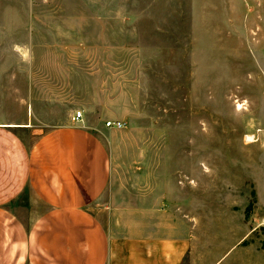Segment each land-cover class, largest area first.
I'll return each mask as SVG.
<instances>
[{"label":"rangeland","instance_id":"rangeland-1","mask_svg":"<svg viewBox=\"0 0 264 264\" xmlns=\"http://www.w3.org/2000/svg\"><path fill=\"white\" fill-rule=\"evenodd\" d=\"M0 73L102 126L135 201L195 215L194 264H264V0H0Z\"/></svg>","mask_w":264,"mask_h":264},{"label":"crops","instance_id":"crops-1","mask_svg":"<svg viewBox=\"0 0 264 264\" xmlns=\"http://www.w3.org/2000/svg\"><path fill=\"white\" fill-rule=\"evenodd\" d=\"M20 82L0 73V264H194L197 217L135 201L145 188L119 187L105 129L69 108L54 122V101ZM244 254L215 264H260Z\"/></svg>","mask_w":264,"mask_h":264},{"label":"built area","instance_id":"built-area-1","mask_svg":"<svg viewBox=\"0 0 264 264\" xmlns=\"http://www.w3.org/2000/svg\"><path fill=\"white\" fill-rule=\"evenodd\" d=\"M81 120H82V112L77 111L75 115L72 117V121L79 122ZM105 127L109 129H121L123 127V124L115 121H107L105 123Z\"/></svg>","mask_w":264,"mask_h":264}]
</instances>
